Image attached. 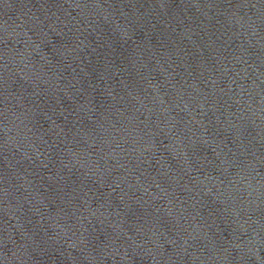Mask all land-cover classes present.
Segmentation results:
<instances>
[{
	"label": "water",
	"instance_id": "95a60500",
	"mask_svg": "<svg viewBox=\"0 0 264 264\" xmlns=\"http://www.w3.org/2000/svg\"><path fill=\"white\" fill-rule=\"evenodd\" d=\"M0 264H264V0H0Z\"/></svg>",
	"mask_w": 264,
	"mask_h": 264
}]
</instances>
